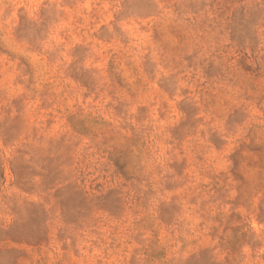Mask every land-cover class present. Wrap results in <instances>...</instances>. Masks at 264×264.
Listing matches in <instances>:
<instances>
[{
  "label": "clouds",
  "instance_id": "obj_1",
  "mask_svg": "<svg viewBox=\"0 0 264 264\" xmlns=\"http://www.w3.org/2000/svg\"><path fill=\"white\" fill-rule=\"evenodd\" d=\"M0 264H264V0H0Z\"/></svg>",
  "mask_w": 264,
  "mask_h": 264
}]
</instances>
